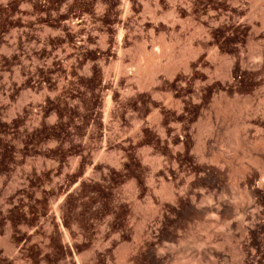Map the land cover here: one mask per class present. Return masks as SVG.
Masks as SVG:
<instances>
[{
	"label": "rangeland",
	"instance_id": "rangeland-1",
	"mask_svg": "<svg viewBox=\"0 0 264 264\" xmlns=\"http://www.w3.org/2000/svg\"><path fill=\"white\" fill-rule=\"evenodd\" d=\"M262 35L264 0H0V264H264Z\"/></svg>",
	"mask_w": 264,
	"mask_h": 264
},
{
	"label": "bare ground",
	"instance_id": "bare-ground-1",
	"mask_svg": "<svg viewBox=\"0 0 264 264\" xmlns=\"http://www.w3.org/2000/svg\"><path fill=\"white\" fill-rule=\"evenodd\" d=\"M133 2H134V1H133ZM131 10H133V9H130V12H132L131 14H135V13H133V11H131ZM210 13H211V12H210ZM262 14H263V13H262ZM256 19H257V18H256ZM252 26H253V25H252ZM254 26H255V25H254ZM254 26H253V27H254ZM262 26H263V25H262ZM249 27H250V26H249ZM249 27H248V28H249ZM198 30H199V29H198ZM198 30H197V31H198ZM197 31H196V32H197ZM251 31H252V29H251ZM202 32H203V31H202ZM262 33H263V32H262ZM259 34H261V33L257 32V33H255V34H253V35H254V36H261V35H259ZM256 38H257V37H256ZM262 40H264L263 35H262ZM262 42H264V41H262ZM173 46H174V45H173ZM167 49H168V48H167ZM144 53H145V52H144ZM191 53H192V51H191ZM197 53H198V52H197ZM258 53H259V54H258V57H257V58H258V64H257V65L262 66V65H264V43H263V46H261L260 51H259ZM141 54H142V53H141ZM158 55H159V54H158ZM142 56H143V55H142ZM183 56H184V55H183ZM183 56H182V58L185 59L186 57H183ZM185 56H186V55H185ZM140 57H141V56H140ZM144 57H145V58H143V59H146V58H147L146 56H144ZM150 58H151V57H150ZM182 58H181V60H183ZM198 58H199V57H198ZM241 59H242V57H241ZM255 59H256V57H255ZM146 60H148V59H146ZM181 60L179 61L180 64H182L181 62L184 61V60H183V61H181ZM144 61H145V60H144ZM145 63H147V62H145ZM145 63H142V65H141L140 63H139V64H140V69H142L141 71H143V69H144L145 74H148V75H146L147 77H148V76H153V77H154V76H156L158 73H160V72H162V71L166 72V71L172 70V68L176 66V65H175L176 63L174 64L173 62H172L173 64H171L170 66H168V65H165V66H164V65H162L159 61L157 62L155 59H151V60H149L148 63L146 64V66L144 65ZM183 63L185 64V61H184ZM178 64H179V63H178ZM188 64H189V63H188ZM232 64H233V65H230V66H232V67L230 68V70H229V71L227 72V74H226L229 78H232L233 75L236 74V73H240V71L243 69V68L238 69L237 67H235L236 65H234V63H232ZM143 65H144V67H143ZM185 65H187V64H185ZM166 66H168V67H166ZM182 66H183V64H182ZM182 66H181V67H182ZM262 67H263V66H262ZM262 67H260L259 70H261ZM190 68H191V67H190ZM185 69H186V68H185ZM204 69H205V68H204ZM228 69H229V67H228ZM173 70H174V69H173ZM173 70H172V71H173ZM177 70H178V69H177ZM205 70H206V69H205ZM222 70H223V69H222ZM169 72H170V71H169ZM167 73H168V72H167ZM223 74H224V72H223ZM227 76H226V77H227ZM147 77H146V78H147ZM153 77H152V78H153ZM228 77H227V78H228ZM261 77H262V76H261ZM144 78H145V77H144ZM149 79H151V78H149ZM223 79H224V78H223ZM224 80H225V79H224ZM226 80H227V79H226ZM145 81H146V80H145ZM147 81H148V80H147ZM200 81H201V80H200ZM228 81H229V83H230V81L232 82V80H230V79H229ZM258 81H259V80H258ZM143 82H144V81H143ZM198 82H199V81H198ZM146 83H147V82H146ZM212 83H213V80H212V79H208V81L206 82V84L209 85V86H213ZM203 84H204V83H203ZM200 85H201V84H200ZM229 85H230V84H226V81H225V83L222 82V85H221V86L216 87L217 92H219L220 95H225V94H227V92L229 91V89H230V87H231V86L229 87ZM209 86H207V87H209ZM205 89H206V88H205ZM208 89H209V88H208ZM201 91H202V90H201ZM206 91H207V90H206ZM235 93H236V92H235ZM263 93H264V92H263ZM263 93H261V94H263ZM207 94H208V93H207ZM212 94H214V93H212ZM263 95H264V94H263ZM213 96L216 97V94H214ZM249 96H250V95H249ZM259 97H260V96H259ZM261 97H262V96H261ZM196 98H197V97H196ZM196 98H195V99H196ZM207 98H208L207 96H205V95L202 96V94H200V92H199V100L196 99V100L198 101L197 103H198V105H199V107H198L199 110H201V111H206L205 109H206V100H207ZM254 99H255V98H254ZM263 99H264V98H263ZM171 100H172V99H171ZM259 101H260V100H259ZM251 102H252V101H251ZM263 102H264V100H263ZM164 104H165V103H164ZM243 105H244V104H243ZM246 105H247V104H246ZM220 107H221V106H220ZM247 107H248V106H247ZM247 107H245L244 109L247 110V109H248ZM250 107H251V106H250ZM250 107H249V109H250ZM260 107H261V106H260ZM217 109H218V108H217ZM221 110H222V109H221ZM246 110H245V111H246ZM212 111H213V110H212ZM245 111H243V112L241 111L242 114L244 113L243 115H245ZM249 111L251 112L252 109H250ZM250 112H249V113H250ZM257 112H258V111H257ZM205 113L207 114V111H206ZM214 113H215V112H214ZM219 113H220V112H219ZM219 113H218V114H219ZM246 113H248V112H246ZM249 113H248L247 116H246L247 119L250 120L251 117H252V119H254V117L251 115V113H254V112H251L250 114H249ZM211 114L213 115V112H211V111L208 112V115L211 116ZM202 115H204V113H203ZM215 115L217 116V112H216ZM249 115H251V117H250ZM254 115H255V113H254ZM213 116H214V115H213ZM218 116H219V115H218ZM220 116H221V115H220ZM240 116H241V114H240ZM256 116H257V115H256ZM207 117H208V116H207ZM211 117H212V116H211ZM211 117H210V118H211ZM249 117H250V119H249ZM263 118H264V115H263ZM263 118H262V119H263ZM211 119H212V118H211ZM257 119H260V118L258 117V118H256L255 120L257 121ZM209 120H210V119H209ZM209 120H208V121H209ZM253 121H254V120H253ZM262 121H263V120H262ZM262 121H261V122H262ZM200 122H201V121H200ZM205 122H206V121H205ZM216 122H217V121H216ZM250 122H251V121H250ZM258 122H259V121H258ZM263 122H264V121H263ZM204 124H205V123H204ZM250 124H251V123H250ZM252 124H253V123H252ZM210 125H213V123L210 124ZM214 125H215V124H214ZM214 125H213V126H214ZM218 125H219V124H218ZM253 125H254V124H253ZM255 125H256V123H255ZM260 125H261V124H260ZM260 125H257V126H260ZM213 126H210V127H209V128H210V132H212V133H214V131H216L217 128H218V127H217V128H216V127L214 128ZM205 127H206V126H205ZM205 127H204V128H205ZM225 127H226V126H225ZM248 127H249V126H248ZM192 129H193V128H192ZM205 129H206V128H205ZM220 129H221V128H220ZM238 129H239V128H238ZM198 130H199V129H198ZM200 130H202V132H203V131L205 132V130H203V129H200ZM193 131H195V130H193ZM207 131H209V130H207ZM207 131H206V132H207ZM244 132H247V130L244 131ZM249 133H250V132H249ZM245 135H248V134L245 133ZM249 136H250V134H249ZM249 136H247V137H249ZM247 137H246V139H247ZM205 138H206V137H205ZM235 138H236V137H235ZM240 140H241V139H240ZM240 140H239V141H240ZM251 140H252V139H251ZM244 141H245V140H244ZM252 141H253V140H252ZM242 142H243V141H242ZM210 144L212 145V143H211L210 141H207V139H206V140L204 139V141H203V146H204V147H203V148H204V149H205V148H208V145H210ZM206 145H207V147H206ZM213 145H214V143H213ZM213 145H212V146H213ZM242 145H243V144H242ZM212 146H211V147H212ZM201 147H202V146H201ZM214 147H215V145H214ZM214 147H213V148H214ZM241 147H242V146H241ZM245 149H246V148H245ZM205 150H206V149H205ZM202 151H203V150H202ZM226 154H227V153H226ZM252 155H253V154H252ZM226 156H227V155H226ZM263 156H264V154H263ZM263 156H262V157H263ZM232 157H233V156H232ZM228 158H229V157H228ZM230 158H231V157H230ZM260 158H261V157H260ZM226 160H227V159H226ZM260 160H261V159H260ZM263 160H264V159H262V163L264 162ZM217 162H218V161H217ZM262 163H261V164H262ZM222 164H223V163H222ZM248 164H249V163H248ZM229 166H230V165H229ZM224 167H225V166H224ZM248 168H249V167H245V170L248 169ZM224 169H225V168H224ZM224 169H223V170H224ZM237 170H238V169H237ZM248 170H249V169H248ZM250 170H251V169H250ZM263 170H264V167H263ZM242 171H243V170H242ZM247 172H250V171L242 172V174H247ZM251 172H255V171H251ZM223 173H224V172H223ZM240 174H241V173H240ZM240 174H239V175H240ZM242 174H241V175H242ZM248 174H250V173H248ZM225 175H226V173H225ZM241 175H240L239 177H241ZM250 175H251V174H250ZM219 176L224 178L223 175H222V176L219 175ZM243 176H244L245 178H244ZM239 177H236V178H235V182L237 181V186H236V184L233 185V186H234V187H238L239 184L241 185L240 182L244 179L243 182H244V188H245V191H244V192H245V193H244V192L242 193V191H243L244 189H243V190H242V188H237V189H239V192H240V189H241V193H242V194H245V197H243V195L241 194V195H242L241 197H243L244 200H245V202H244V203H245V204H244L245 207H247V208L250 207V210H251L252 207H255V206L257 205V206L255 207L256 211H257V209H259V210H263V211H264V205H262V201L264 202V182H263L264 180H262V183L260 182L261 184H255L256 186L254 185L255 187H252V186H250V183H249V178H250L249 175H242L243 179H241L242 177H241L240 179H238ZM225 178H226V177H225ZM225 178H224V179H225ZM251 178H253V177L251 176ZM220 179H222V178H220ZM236 179H238L239 182H238V180H236ZM256 179H258V178H256ZM222 180H223V179H222ZM240 180H241V181H240ZM256 181H257V180H256ZM258 181H259V180H258ZM235 182H234V183H235ZM243 182H242V183H243ZM234 183H233V184H234ZM248 183H249V184H248ZM255 183H257V182H255ZM216 185H217V184H216ZM240 187H241V186H240ZM202 190H204L203 192H204V194H205V189H202ZM198 191H199V190H198ZM198 191H197V192H198ZM199 192H201V190H200ZM199 192H198V193H199ZM203 192H202V193H203ZM168 193H169V192H168ZM198 193H196V195H197ZM202 193H201V194H202ZM204 194H203V197H202V195H201V198H202V201H203V202H201V204H200V202H199L200 205H199L198 202H197V205H199V206L196 207V208L199 209V210H200V209L202 210V208H203V210H204L203 205L206 206V204H208V203H206V196H205ZM239 194H240V193H239ZM194 196H195V195H194ZM211 196H212V194H211ZM215 196H216V195H215ZM221 196H222V195H221ZM252 196H253V198H255V199H256V197H257V198L259 197V199H260V203L257 204L256 202H254V200H252L253 198H251ZM209 197H210V196H209ZM196 198H197V196H195V198H193V204H196V203H195V202H196ZM210 198H211V197H210ZM212 198H213V196H212ZM212 198H211V199H212ZM243 198H242V199H243ZM211 199H210V201L213 200V199H212V200H211ZM222 199H223V198H222ZM226 200H227V199H226ZM257 200H258V199H257ZM208 201H209V200H208ZM220 201H221V200H220ZM227 201H228V200H227ZM230 201H231V200H230ZM210 203H211V202H209L208 205H210ZM225 203H226V201H225ZM227 203H228V202H227ZM212 204H213V202H212ZM220 205H221V202H220ZM244 205H243V206H244ZM235 207H236V206H235ZM240 207H241V206H240ZM212 208H214V207H212ZM212 208L210 207V209H212ZM238 208H239V207H238ZM214 209H215V208H214ZM253 209H254V208H252V212H253ZM220 210H221V209H220ZM247 211H248V210H247ZM228 212H229V211H228ZM254 212H255V211H254ZM257 212H258V211H257ZM234 213H235V212H234ZM236 213H237V212H236ZM242 214H243V213H242ZM243 215H244V214H243ZM245 215H246V214H245ZM237 216H238V215H237ZM246 216H247V215H246ZM252 216H254V215H252ZM256 217H257V216H256ZM234 218H235V217H234ZM241 218H242V217H241ZM247 218H248V217H247ZM251 222H252V221H251ZM230 223H231V222H230ZM244 223H245V222H244ZM246 223H247V222H246ZM244 254H245V253H244ZM244 260H245V259H244ZM241 261H242V260H241ZM210 262H211V260H210ZM212 262H213V261H212ZM244 262H245V261H244ZM214 263H215V262H214ZM240 263H241V262H240ZM245 263H246V262H245ZM245 263H244V264H245ZM212 264H213V263H212ZM247 264H248V263H247ZM249 264H250V263H249Z\"/></svg>",
	"mask_w": 264,
	"mask_h": 264
}]
</instances>
